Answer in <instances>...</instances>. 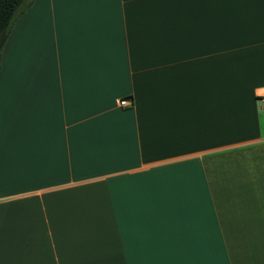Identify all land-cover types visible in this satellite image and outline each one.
Returning <instances> with one entry per match:
<instances>
[{"label":"crops","instance_id":"1","mask_svg":"<svg viewBox=\"0 0 264 264\" xmlns=\"http://www.w3.org/2000/svg\"><path fill=\"white\" fill-rule=\"evenodd\" d=\"M263 99L264 0H34L1 55L0 264H264Z\"/></svg>","mask_w":264,"mask_h":264},{"label":"trees","instance_id":"2","mask_svg":"<svg viewBox=\"0 0 264 264\" xmlns=\"http://www.w3.org/2000/svg\"><path fill=\"white\" fill-rule=\"evenodd\" d=\"M34 0H0V69L3 46L19 17Z\"/></svg>","mask_w":264,"mask_h":264},{"label":"built area","instance_id":"3","mask_svg":"<svg viewBox=\"0 0 264 264\" xmlns=\"http://www.w3.org/2000/svg\"><path fill=\"white\" fill-rule=\"evenodd\" d=\"M118 105L121 107H128L131 105V103L127 99H121V100H118ZM263 107H264V99H263Z\"/></svg>","mask_w":264,"mask_h":264},{"label":"snow or ice","instance_id":"4","mask_svg":"<svg viewBox=\"0 0 264 264\" xmlns=\"http://www.w3.org/2000/svg\"><path fill=\"white\" fill-rule=\"evenodd\" d=\"M0 135H2V127H0Z\"/></svg>","mask_w":264,"mask_h":264},{"label":"rangeland","instance_id":"5","mask_svg":"<svg viewBox=\"0 0 264 264\" xmlns=\"http://www.w3.org/2000/svg\"><path fill=\"white\" fill-rule=\"evenodd\" d=\"M29 8V7H28ZM27 11V10H26Z\"/></svg>","mask_w":264,"mask_h":264}]
</instances>
